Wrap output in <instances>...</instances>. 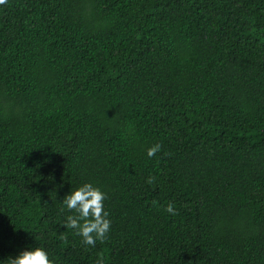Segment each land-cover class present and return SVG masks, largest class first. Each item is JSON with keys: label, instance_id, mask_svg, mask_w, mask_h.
<instances>
[{"label": "trees", "instance_id": "obj_1", "mask_svg": "<svg viewBox=\"0 0 264 264\" xmlns=\"http://www.w3.org/2000/svg\"><path fill=\"white\" fill-rule=\"evenodd\" d=\"M84 182L107 193L94 245L65 225ZM31 246L264 264V0L0 2V260Z\"/></svg>", "mask_w": 264, "mask_h": 264}, {"label": "clouds", "instance_id": "obj_2", "mask_svg": "<svg viewBox=\"0 0 264 264\" xmlns=\"http://www.w3.org/2000/svg\"><path fill=\"white\" fill-rule=\"evenodd\" d=\"M160 147L159 144L150 146L147 154L152 156ZM152 179L150 177L149 182ZM106 197L107 193L92 182H84L63 196V205L69 210H74L67 216L65 225L75 229L85 244L94 245L97 239H104L110 229L111 220L104 207ZM167 211L174 212L175 210L171 204H168ZM0 264H3V260H0ZM8 264H54V261L50 259L46 248L31 246L10 256Z\"/></svg>", "mask_w": 264, "mask_h": 264}]
</instances>
